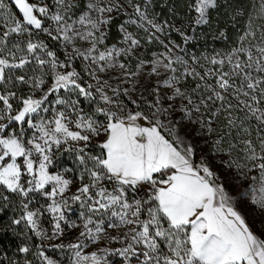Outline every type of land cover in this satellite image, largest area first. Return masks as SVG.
Wrapping results in <instances>:
<instances>
[{
    "label": "snow or ice",
    "instance_id": "1",
    "mask_svg": "<svg viewBox=\"0 0 264 264\" xmlns=\"http://www.w3.org/2000/svg\"><path fill=\"white\" fill-rule=\"evenodd\" d=\"M10 3L20 15L14 18L5 0H0V85L10 81L12 70H26L33 62L37 68L32 77H15L17 83L30 86V94L18 97L16 92L0 91V186L22 197L39 192L49 198L47 211L54 214L55 221L53 235H61L63 209L68 203L63 197L73 181L49 169L54 149L65 145L64 150L74 151L82 166L81 184L71 196L84 209L79 237L94 244L107 238L122 245L102 252L119 255L123 264H264V232L252 230L211 168L203 160L194 162L196 149L180 135L178 122L171 119L172 113L179 111L181 120L199 125L212 135L216 131L214 119L223 113L228 129L225 135L235 130L237 137V143H228V154L239 148L247 163L237 167L259 170V187L252 189V203L264 210V25L257 37L250 18L249 30L236 47L205 57L212 67L200 65L193 55L192 64L203 69L197 71L188 60L173 53L179 45L169 47L159 39L157 33H163L166 25L155 23L139 5H132L140 23L131 19V24L148 33L149 43L159 40L166 52L151 61H141L138 72L128 73L118 58L133 54L141 41L124 25H120V31L127 47L101 48L113 13L124 7L121 0H86L78 16L73 11L76 0ZM216 4L217 0H195V23L206 24V14ZM256 14L264 19V0ZM39 33L62 40L66 48L71 46L66 62L60 61L42 40L34 41L33 36ZM13 34L27 35L23 46L13 42ZM189 39L185 36V43ZM77 58L88 62L84 71L95 85L85 82L72 68ZM149 65L147 75L158 77L149 92L151 100L142 95L132 99L127 88H112L98 75L118 67L125 70V76H139ZM37 71L39 75H35ZM46 77H50V85ZM188 78L198 81L190 92L182 84ZM61 90L68 95H61ZM38 92L42 93L39 97ZM53 95L54 100H49ZM97 95L102 103L91 113L85 111L80 98L93 102ZM121 95L136 110L128 108ZM141 102L146 110L140 109ZM233 110H243L244 118L234 116ZM48 113L51 115L46 116ZM205 113L209 114L207 119ZM252 122L256 124L255 139ZM94 139L99 141L95 145L97 154L87 151ZM222 143L223 137L218 138L214 147L223 150ZM49 185L50 191L46 190ZM0 199L7 201L8 196L0 192ZM23 208L24 215L13 223L24 220L36 235H42L35 219L38 213L27 210V203ZM68 247L75 250L73 264H107L105 256L97 252L84 254L86 245L79 238ZM19 250L29 252L28 247ZM40 256L45 264H54L43 252Z\"/></svg>",
    "mask_w": 264,
    "mask_h": 264
},
{
    "label": "rangeland",
    "instance_id": "2",
    "mask_svg": "<svg viewBox=\"0 0 264 264\" xmlns=\"http://www.w3.org/2000/svg\"><path fill=\"white\" fill-rule=\"evenodd\" d=\"M80 0H76L77 2V8L73 11L75 12V15L78 16L81 11L79 9H83L86 5V0H81V7H80ZM221 2V4H225L226 0H217ZM250 2V9H249V19L252 18L254 20L253 30L256 32L257 37L260 34L261 25H264V19H262L260 16H258L257 9H259L261 0H249ZM46 3H51L52 0H45ZM124 7L120 10L118 13H113L114 16L122 15L124 16L123 22L121 25H124L126 30L130 33H132L137 39L141 41V45L139 48H137L133 54L128 56H121L118 58L120 62L125 63L126 65V71L128 73H136L138 72V65L141 61H151L154 56H159L161 53L166 52V49L164 46H160L158 50H155L157 47L156 45H151L148 40L147 36L148 33L144 31L143 28L138 27V25L131 24L130 20L135 19L138 21V24L140 23L138 17L135 14L134 7L132 5H139L141 7L142 11H150V2L144 3V5L141 3V0H131V4L128 3V0H121ZM5 3L8 5V11L13 14L14 18H19L18 10H16L10 3V0H5ZM194 4V3H193ZM190 5V8H192V5ZM217 5V4H216ZM193 9V8H192ZM210 8L209 10H211ZM208 10V13H209ZM17 11V13H16ZM208 13L207 15V21H208ZM198 14L195 12L194 16H192V21H189L188 19L182 18L181 22L179 24L180 27H175L177 29V33L181 36V43H175V42H166L165 44H168L169 47H172L173 44L179 45V48H173V53L175 55L182 56L185 60H188L189 64L192 65V67H196L197 71H203L199 67V65H193L191 62V57L194 55L199 58L200 65H204L205 68L212 67L208 63V61L205 59V57H212L216 55V53H226L232 48L236 47L238 45V42H233L229 45V47L224 48H218L212 43H208V41L202 39L199 34L201 33V30L199 28L205 26L206 24L197 25L195 23V20L197 18ZM249 19L246 22L244 26V33L248 31V25H249ZM229 22V21H228ZM145 27H149L146 22ZM0 24H3V21H0ZM161 25H166L163 33H157V36H159V39L161 40V35L165 34V30L167 28H170V25L167 23H160ZM120 30V27H119ZM152 31L151 29H149ZM241 30V28H240ZM121 35L120 37L111 44H108L107 38L105 40V43L103 46H101L102 50L104 47H112L116 46L117 48L121 47H127V45L123 41V33L120 31ZM183 33V36L181 35ZM190 37L189 41L185 43L184 37ZM241 37V36H240ZM50 38L45 33H39L38 35H34L33 39L34 41H43L44 43L46 40ZM27 39V35H19V34H13L12 40L13 42L19 41L21 45L23 46L24 41ZM155 40V39H154ZM153 42V41H152ZM151 42V43H152ZM55 43V44H54ZM160 44V42H159ZM47 45V44H46ZM48 50L53 51V48L59 47L61 55L57 56L60 61L66 62V57L71 53V46L65 47V44L62 40H53V43L51 45H47ZM229 48V49H228ZM153 49V50H152ZM183 49V51H181ZM46 58V57H45ZM88 62L83 61L81 58L74 59L72 61V68H75L76 71L81 73V76L83 77V80L87 83H92L93 85L96 84L95 80H92L91 77L87 76L85 74V68L87 67ZM32 67V74L34 75L33 69L37 68V65L35 62L30 64ZM150 67L145 66V69H143V74L139 76H125L123 73L125 70H121L118 67L115 69H110L106 73H98V75L101 76L102 80H108V83L111 85L112 88H119L121 91L125 88L129 90L131 93L132 99H139V97L142 95L147 100H151L152 96L149 95V92L151 91V88L155 84L158 77H149L147 75V69ZM68 70H72L69 68ZM35 75H39V72L37 71ZM15 70H12L11 72V79L7 84L0 85V91L7 89L9 91L15 92V89L13 87H9L11 82L15 80ZM48 80V77H46ZM126 81V82H125ZM198 81L193 80L192 78H188L186 80L182 81L183 87L186 91H191V89L195 86V84ZM49 85L51 82H48ZM135 87V91H132V89ZM108 91V94L111 95V91L109 89H106ZM31 93L30 86L25 87L24 95L17 94L18 97H23ZM42 95L41 92L36 93V96L39 97ZM61 95L67 96L68 94L64 93L63 90H61ZM55 96H50L49 100H54ZM73 98H76L73 95ZM115 98V97H114ZM81 100V107L85 109V111L91 113L94 111L95 107L98 103H102L99 101V97L97 95L96 100L93 102H89L84 100L82 97ZM120 100L128 105V108L132 110L135 109V105H132L128 102V98L124 97L123 95L120 96ZM15 103V102H14ZM165 106H167L168 101H165ZM232 103L235 104V99L232 100ZM180 102H176L177 108L179 107ZM141 110H146V104L141 102L140 104ZM46 116H50L51 113L45 114ZM181 113L179 111H176L172 113L171 119L173 122H178L177 127L180 129V135L185 136L187 141L190 142L193 147L196 149L195 155H194V162L200 163L201 160L205 164H207L211 170L216 174L217 183L222 184L225 187V190L227 194L232 198V201L234 205L237 207V210L241 212L242 215H244L245 219L248 221L249 226L252 228L254 232L257 234L264 232V210L260 209L257 205H254L252 203V189L259 187V170L253 169L251 171L248 170V168H239L237 165H244L247 163L246 157L242 151H240L239 148L233 149L231 154H228L227 145L229 142L231 143H237V137L235 130L232 131L231 135H225L226 132H228V129L224 127L225 122V115L223 113L220 114V116L216 117L214 119V128L216 129L215 133L212 135H209L205 130L201 129L199 125L189 123L187 120H181ZM233 115L236 117H239L240 119L244 118V111H236L233 110ZM209 116L208 113L204 114V118L207 119ZM100 120H103V117H97ZM245 126H249L248 122L245 121ZM256 124L255 122L251 123V130H252V136L253 138H257V133L255 131ZM223 137V143L221 145V148L223 150H217L214 147L215 141L218 138ZM99 139H103V137H100ZM99 141L97 139H94L92 143L88 146L87 151L91 152L93 154L98 153V149L95 147V145ZM65 145H62L60 149L56 150L54 149L53 154V160H57L56 163L53 161V164L50 166L49 171L53 174L59 173L63 175L65 178L70 179L73 181L72 185H70L69 190L64 194L63 199L67 200V205L64 206V214H65V221L61 222V226L63 229V232L59 236L53 235V229H54V214L47 211L48 205L51 203V200L45 196H43L39 192H32L29 193L28 197L24 198V203L28 204L29 211L37 212L38 215L35 217L37 220L38 230L42 232V235L38 236L36 235V232H34L31 227L27 224L26 221L23 220V224L25 229H29L33 236L36 237L37 243L39 245L38 248H41L42 246H45L46 248H49L51 250H55L60 254L61 260L56 259L53 256H48L49 259L54 261V264H73V258H74V252L75 250L70 249L68 247L69 244L76 243L78 238L83 241V243L86 245L83 249L84 254H91L92 252H97L98 255L105 256L107 260V264H123V258H121L119 255L114 254L112 252L104 253L101 251V249L108 248L110 250L116 249L119 247H122L121 244L116 242H109L107 238L102 240L99 243H92L88 240H84V238L79 237V233L82 229V223L80 213L81 211H84L80 207L79 202H74L71 200V196L76 193V190L78 186H80L81 181L79 180V175L82 170V166L79 164V161L76 159V153L74 151L69 152L65 151ZM247 174L246 178L244 174ZM253 177H256L255 180H253ZM27 179V177H25ZM84 182H87L86 180ZM27 187V185H25ZM46 190H51V185L47 186ZM61 199L60 197H57V200ZM25 213V209L23 208L22 216ZM69 224H76L77 227L70 228ZM109 232L112 235H117V232L115 230L109 229ZM64 245V247H56V245ZM41 264H45L44 259L40 256ZM1 264V263H0ZM103 264V261H102Z\"/></svg>",
    "mask_w": 264,
    "mask_h": 264
},
{
    "label": "trees",
    "instance_id": "3",
    "mask_svg": "<svg viewBox=\"0 0 264 264\" xmlns=\"http://www.w3.org/2000/svg\"><path fill=\"white\" fill-rule=\"evenodd\" d=\"M146 2H150L151 10L143 12L146 13L149 19H152L158 24L167 23L170 25V28L165 30V34L160 36L161 40L181 43V36L177 33L175 27H180L179 24L182 18L186 17V19L192 21V16H194L195 11L190 8V5L195 0H141L143 5ZM249 2V0H226V3L222 5L218 1L216 7L209 10L206 25L199 28L202 33L199 36L220 49L227 48L231 43L237 42L240 36L244 34L243 28L250 17ZM79 3L81 7V0ZM123 19L124 16L122 15L113 17V23L107 30L108 44L115 42L120 37L119 27ZM52 43L53 40L51 38H48L45 42L47 45H51ZM150 44L156 45L157 48L155 50H158L162 46L161 43L159 44V40H153ZM53 52L57 56L61 55L59 47L53 48ZM31 67V65H28L26 66V70L17 69L15 70V75H25L26 79L32 77ZM48 82H51L50 77H48ZM26 86L28 85L17 83L15 80L9 85V87H13L15 92L20 95H24ZM53 161L56 163L57 160L55 159ZM0 192L8 196L7 201L0 199V263L41 264L40 252L61 260L60 254L55 250H51L45 246L38 248L39 245L36 237L33 236L29 229H25L23 220H21L20 224L13 223L14 220L22 217L24 198L15 193L7 192L3 186H0ZM22 247H28L29 252H20L19 249Z\"/></svg>",
    "mask_w": 264,
    "mask_h": 264
}]
</instances>
